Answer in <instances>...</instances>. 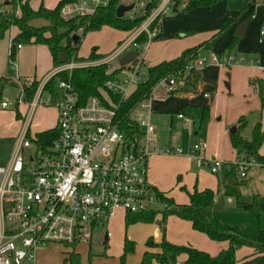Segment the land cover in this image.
Wrapping results in <instances>:
<instances>
[{
	"label": "built area",
	"instance_id": "built-area-1",
	"mask_svg": "<svg viewBox=\"0 0 264 264\" xmlns=\"http://www.w3.org/2000/svg\"><path fill=\"white\" fill-rule=\"evenodd\" d=\"M253 1L264 6V0ZM109 2L71 1L62 6L60 14L62 19L69 20L92 14ZM174 3V0H159L144 23L114 52L99 60L71 61L55 67L39 81L19 79L20 90L15 103L26 104L28 109L10 159L0 164V264H35L39 249L51 244L71 251L80 246L89 247L102 241V237L97 236L102 229H105L103 238L110 237L106 227L116 210L136 214L155 210L160 205L148 182L147 168L148 159L155 152V128L150 114L158 86L173 92L184 85V78L191 71L199 72L210 64L252 65L264 72V67L250 56L200 52L189 61L183 73L176 72L159 80L150 94L132 108L128 117L138 125L139 131L130 136L122 132L117 121L118 104L111 95L123 100L145 80L146 54L151 39L162 19L173 12ZM146 4L147 0L138 2L141 10ZM142 31L146 32L147 40L138 43L136 39ZM260 36L264 38V27ZM21 46L10 44L9 61L14 67L12 55ZM124 53L134 56L104 83L101 96H90L83 104L79 103L70 81L72 70L109 63ZM61 71L67 72V79H57L47 88L52 77ZM34 83L35 90L28 98L27 88ZM9 105V100L2 98L0 106ZM49 105L57 109L54 127L57 135L48 146H43L35 135L28 134V129L34 109ZM178 117L191 123L183 114ZM205 148L206 143L200 141L185 154L196 167H205L213 174L221 173L225 163L214 157L206 158ZM158 152L184 154L180 148H164ZM233 163L239 166L241 177H246V169L260 165L253 160L236 159Z\"/></svg>",
	"mask_w": 264,
	"mask_h": 264
},
{
	"label": "crops",
	"instance_id": "crops-1",
	"mask_svg": "<svg viewBox=\"0 0 264 264\" xmlns=\"http://www.w3.org/2000/svg\"><path fill=\"white\" fill-rule=\"evenodd\" d=\"M31 1L32 0H29L30 7L37 9L41 3L47 8H53L59 0H55L52 5L45 4L44 0H40L39 5L38 2L33 4ZM1 4H6V2L0 0V9L2 8ZM233 20H235V22L230 27L219 35H216L227 21ZM242 22H245L244 30L242 36H238L236 35V28ZM44 24H46V22ZM263 27L264 6L260 3H255L253 0H234L233 3L231 0H219L209 7L199 6L188 11H173L162 19L158 31H156L151 39L150 48L146 54L147 67L156 65L164 60L175 58L185 49L192 48L207 41H212L211 45L207 50L201 51V54L207 55L209 52L225 54L231 52L250 56L255 59L259 65L264 67V38H261L260 36V31ZM17 32L18 30L16 27H11L4 37L0 39V78L4 77L5 79L0 82V96L2 94L1 89L5 84L14 82L18 87V93L13 101H10L7 97H3L7 98L10 102V105L6 108H9L10 106L16 108L17 118L15 119V123L18 125V130L15 134H2L0 136V140L8 139L11 141L5 156L0 158L3 159L1 162L3 164L7 163L11 157L16 139L22 129L23 117L28 109L26 104L18 105L15 103L20 90L19 79L24 82L30 80L39 81L55 68L52 63L49 49L43 44H22L21 48L14 53L16 70L10 68L8 65V51L12 42L11 40L15 37ZM123 33L131 34L132 32ZM126 39H116V46ZM230 44H232V46H230ZM97 53L102 54L99 50ZM259 72H261L260 69L252 65L220 67L210 64L199 71V80L195 92L184 91L182 90V86L177 87L174 92H167L163 86H158L156 88L155 93L157 94V98L152 102L153 109L150 114V121L155 128V152L150 157L148 168V178L150 185L153 188L164 193L167 197L173 198L177 204L188 203V195L187 200L185 199L180 203L177 202L174 197L177 191V186L173 188L172 184L169 186V184H166L165 180L169 177L170 179L172 178V180L173 177L174 179L177 177L179 181L183 182L184 178H188L190 175L188 174V168L193 165L191 161L192 159L185 153L193 144L204 141L206 143L204 151L205 155L207 150L213 149V145L216 144L218 146L227 143L226 129L232 125L234 120L230 119L227 120L225 124H221L214 122L213 118L218 116L221 103L225 101V98H228L225 96L226 93H233L234 95L241 94L246 99L256 97L257 93L254 89H252L248 95L244 93L246 91L245 82L249 77L252 78L254 75H260ZM184 105L209 107L210 120L212 119V121L209 120L210 122L206 125V137L208 143L202 139L203 136L198 134L199 131L196 126L199 130L202 127L198 121L191 120V123H187L178 117L179 114H182V108ZM0 108L2 107L0 106ZM52 113L54 115V126L52 128H54L58 117L57 109L54 106ZM233 127H236V125ZM230 129L231 128L228 130L229 132ZM248 130L250 131V127H248ZM37 133L39 132H35L32 135H36ZM28 134L31 136L30 127L28 129ZM184 135L187 136L186 140L183 139ZM164 148H180L183 150L184 154L166 155L158 152L159 149ZM259 153L264 156V153L260 150ZM215 156L216 152L211 153V157L215 158ZM228 159L227 163L236 160V153L232 145L228 153ZM257 168H264V166L256 167L254 169ZM204 173L205 172L200 171V174L202 175L196 174L195 181H191L190 179V185L193 189L197 188L199 191L204 190L205 188L212 189V182L210 179L204 177ZM220 175L222 177V172ZM221 185V191L224 194L222 178ZM182 186L187 191L189 190L188 182H185ZM218 191L219 190H217V192ZM227 200H230V197H227ZM215 201L216 198H214V204ZM159 206L160 205H157L156 208L160 209ZM172 218H177V220ZM160 219L161 213H158L155 216V222H138L131 224L126 233L129 240L134 241L135 238L131 233L136 231L139 232L140 238L144 240V242L149 238H152L155 243L161 242L162 233L156 222ZM181 221L187 223H181ZM186 224L191 227L190 222L186 220H182L176 216H168L165 231L166 239L174 244L190 245L196 249L203 250L212 256L217 255L221 249L227 247V242H217L213 240L207 241L201 235H195L196 233L194 232L191 233L193 242H179V240L172 235L173 233H171L172 227L179 225L186 227ZM108 230L110 231L109 238L105 239L102 237V241L92 244L89 247L85 246L86 248L82 253L77 249L71 251L64 247L60 251L62 253L61 257H54L49 255L46 256L38 251L35 264H64V259L68 258L71 253L79 257L78 264H121L118 258L120 251L117 252L112 250L110 243L112 242L111 237L113 234L110 228ZM97 245L98 247H101V250L94 251L92 247L95 246V249ZM102 245L105 248L104 254L102 252ZM251 249L238 248L236 250V259L240 261L244 258L252 257L253 249L252 251ZM146 250H148V248L144 247L138 255V258L134 259L131 264H140L142 255ZM150 250L159 251L158 248ZM127 257L125 259V264H130ZM185 258L184 255H180L178 257V264H183Z\"/></svg>",
	"mask_w": 264,
	"mask_h": 264
},
{
	"label": "trees",
	"instance_id": "trees-1",
	"mask_svg": "<svg viewBox=\"0 0 264 264\" xmlns=\"http://www.w3.org/2000/svg\"><path fill=\"white\" fill-rule=\"evenodd\" d=\"M76 0H59L53 8H47L42 3L37 9L29 5V0H4L7 4H1L0 9V39L10 30L16 27L18 32L11 40L12 44H43L50 51L54 67L67 64L71 61H95L105 55L98 54L93 48L88 58L78 56V49L81 38L86 33L99 31L103 27H111L123 32H133L138 29L158 5L159 0H147V4L138 16L131 18H118L116 8L122 0H110L105 7H98L94 13L83 16H76L69 20L61 17L60 11L64 4ZM173 11H188L195 7H209L219 0H174ZM18 12V13H17ZM34 20H43L46 24L35 26L31 24ZM235 20L227 21L216 33L219 35L230 27ZM154 24L150 28H153ZM77 36L75 40L73 37ZM138 43L147 40V34L142 31L137 37ZM212 41L201 43L192 48L185 49L181 54L170 60L150 66L147 69V76L127 98L120 100L112 94V100L118 104L117 121L119 129L131 135L139 131L138 125L129 119L128 115L132 108L144 100L151 92L153 86L161 79L169 77L176 72L183 73L189 61L196 58L198 54L207 50ZM232 46V44H230ZM229 46V47H230ZM15 53V52H14ZM127 57V56H126ZM14 58V54L12 55ZM119 69H113L111 62L97 65H88L75 68L71 72V84L79 97V103L83 104L90 96H101V88L104 83L113 78ZM67 79V72H58L49 81L47 88H51L55 80ZM0 78V82L4 81ZM199 80V72L191 71L184 78L182 90L195 92ZM259 99L264 101V79L252 78L250 81ZM35 90V83L27 88V97L30 98ZM174 92V91H173ZM182 114L200 125L209 119L208 106L184 105ZM247 121L241 117L236 124L234 132H230V142L235 150L236 159L241 161L253 160L264 166V156L259 153L264 140V127L261 122H256L251 128L250 137H246ZM55 128L37 133L35 136L39 144L48 146L56 137ZM240 168L233 162L225 163L222 169V184L224 194L227 197L236 199V206L253 212L258 218L264 220V203L258 201V196L253 195L249 202L240 200L241 188L247 185V179L239 175ZM249 169H246V173ZM154 194L160 205L159 210H151L142 213H126L125 226L138 222H155L157 213H161V219L157 221L162 232V240L155 243L152 238L147 239L146 250L141 258L140 264H178V257L184 255L186 258L183 264H264V229L254 236L244 234L238 227L225 224L213 215L215 193L211 189L201 191H187L188 203L177 204L173 198L167 197L164 193L153 188ZM168 216H176L190 222L193 230L205 234L210 240L227 242V247L219 251L217 255L196 249L190 245H179L169 242L165 238L166 219ZM243 246L253 249V256L240 261L236 259V250ZM158 248L159 251L150 249ZM134 251V242L125 238L121 264H125L126 255ZM79 257L71 253L64 259V264H78Z\"/></svg>",
	"mask_w": 264,
	"mask_h": 264
},
{
	"label": "rangeland",
	"instance_id": "rangeland-1",
	"mask_svg": "<svg viewBox=\"0 0 264 264\" xmlns=\"http://www.w3.org/2000/svg\"><path fill=\"white\" fill-rule=\"evenodd\" d=\"M39 1L40 0H32L31 2L33 4L38 2V5H39ZM139 1L140 0H122L121 1V4H126V5L134 4V7L132 10L124 13V16H123L124 18L135 17L142 13V10L138 6ZM233 1L234 0H231L232 3ZM54 2L55 0H44V3L47 5H52L54 4ZM44 23L45 21L43 20H35L31 22V24L33 25H42ZM130 35L131 34H125L123 33V31L116 30L111 27H108V28L103 27L99 31L86 33L81 38V43L79 45L77 54L81 58H84V59L88 58L93 48H96L97 51L99 50L103 55L109 54V53L111 54L112 52H114L115 49H117V46H116L117 43L115 40L118 38L126 39ZM8 58H9V53H8ZM125 58H126V54L124 53L123 55L111 60L112 68L120 69L124 65ZM14 63H15V67L12 66V64L10 63L8 59L9 67L12 68L13 70H16L15 59H14ZM260 71H261L259 72L260 75L259 74L254 75L252 78L253 79L254 78L264 79V72L262 70ZM252 78L249 77L246 79V82H245L246 91L244 92L246 95H248L249 92H251L252 89H254L253 85L250 82ZM1 93L2 94L0 96V101L2 100L3 97H7L10 101H13L15 99L16 94L18 93V87L14 82L5 84L4 87L1 89ZM225 96L228 98H225V101L221 103L218 116L214 117L213 121L216 123L225 124L227 120H230V119L234 120L232 125H230V127L226 129V133H227L226 142L227 143L221 144L218 146L216 144L213 145V149L207 150L205 152L207 154V155L205 154V157L206 158L211 157V153L216 152L215 158L223 161L224 163H227L229 160L228 153L231 148L230 135H229L230 132L228 131L229 128H232L234 125H236L238 123V120L241 117H243L247 121L248 127H250V131H251V127H253L252 125H254L256 122H261L262 125H264V101H261L258 95L250 99L244 98L241 94L234 95L233 93H230V94L226 93ZM52 109H53L52 105L39 106L34 109V112L31 118V123H30V134L31 135L34 134L35 132H40L42 130L52 128L54 126V120H53L54 115L52 113ZM16 111L17 110L14 106H10L9 108H6V109L0 108V136L2 134L11 135L17 132L18 125L15 123V119L17 118ZM209 120H210V112H209L208 121L204 123L200 129L201 132L199 128L196 126V128L199 131L198 134H200V136H203L202 139H204L207 143H208V139L206 137V128H207L206 125L208 122L212 121V119L210 121ZM248 127H247L245 135L246 137L249 138L250 131L248 130ZM183 139L186 140L187 136L184 135ZM10 144H11V141L8 139L0 140V158H3L5 156ZM260 151L264 153V140L261 144ZM29 152H31V150H29ZM25 154H28V151H26ZM166 155H175V154H166ZM150 157L148 159L147 168H149ZM2 160L3 159H0V164H3L1 163ZM192 165L193 166L188 168V174L190 175L188 176V178L186 179L184 178L183 182L179 181L177 177L175 179L173 177V180L172 178L170 179V177L165 180L166 184H169V186L171 184L173 188L177 186L176 187L177 191L174 196L177 202L180 203L185 199L187 200V190L184 189V187L182 186V184H185V182L186 183L188 182L189 184L188 192H191L193 190H198L197 188L193 189V187L190 185V182L195 179L196 174H200V171H202V172H205L204 177H206L207 179H210V181L212 182V189L215 193V198H216V201L213 207V215L215 218H217L219 221L225 224L238 227L244 234L251 236V237L256 236L260 230L264 229V220L262 218H258L250 210L238 208L236 206L237 201L235 198L230 197V200H227V197L221 191L222 190V185H221L222 177L220 173L213 174L205 167H196L193 161H192ZM258 167H261V165H259ZM245 178L247 179L248 182L246 186L241 188L240 200L243 202H249L253 195H257L258 201L261 203H264V168L249 169V171H247ZM148 182L150 184L149 178H148ZM217 190L219 191L217 192ZM159 208L162 209L163 206L160 205ZM156 210H159V209L156 208ZM125 214H126L125 211H123L122 209L116 210L115 216H113L110 219L106 227V229L110 228L113 234V236L111 237L112 242L110 243L112 250L117 251V252L120 251V255L118 256L119 261H121L120 258L123 254L124 239L125 238L129 239L126 233L130 225L127 227L125 226V218H124ZM172 219L177 220V218H172ZM166 223H167V219H166ZM181 223H187V222L181 221ZM104 232H105V229H102V231L98 232L97 236L103 237ZM192 232L196 233L195 235H201L207 241H211L206 235H203V234H200L194 231L192 227H190L188 224H186V227H183L180 225L173 226L171 230V233H173L172 235H174V237L177 238V240H179V242H182V243L183 242H193L192 240L193 237L191 236ZM131 234L135 238L133 241L134 251L126 255V257L128 256L127 258L130 264L132 263L134 259L138 258V255L140 254L141 250H143L144 247H147L146 242H144V240L140 238L139 232L135 231V232H132ZM86 247L80 246L77 248V250H79V252L82 253ZM94 247L95 246L92 247L94 251L101 250V247H98V245L96 246L95 249ZM63 248L64 247L62 245L51 244L43 248H40L39 252L41 254H45L46 256L49 255V256H54V257L55 256L61 257L62 253L60 251ZM241 248L251 249V247L249 246H243ZM102 252L103 254L105 252V248L103 245H102Z\"/></svg>",
	"mask_w": 264,
	"mask_h": 264
},
{
	"label": "water",
	"instance_id": "water-1",
	"mask_svg": "<svg viewBox=\"0 0 264 264\" xmlns=\"http://www.w3.org/2000/svg\"><path fill=\"white\" fill-rule=\"evenodd\" d=\"M6 4H7V2H6ZM133 7H134V4H128V5H126V4H120V5H118V7L116 8V16H117L118 18H122V17L124 16V13L127 12V11L132 10ZM244 26H245V22H242V23H240V24L238 25V27L236 28V35H238V36H242V32H243V30H244ZM73 38H74L75 40L78 39L77 36H74ZM133 56H134L133 53H131L130 55H128V56L126 57L124 63L130 61V59H131ZM235 129H236V127H232V128L230 129V132H234Z\"/></svg>",
	"mask_w": 264,
	"mask_h": 264
}]
</instances>
